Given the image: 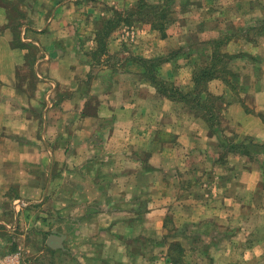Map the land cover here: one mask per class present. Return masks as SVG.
<instances>
[{
    "label": "crops",
    "instance_id": "obj_1",
    "mask_svg": "<svg viewBox=\"0 0 264 264\" xmlns=\"http://www.w3.org/2000/svg\"><path fill=\"white\" fill-rule=\"evenodd\" d=\"M140 1L0 0V258L264 264V0Z\"/></svg>",
    "mask_w": 264,
    "mask_h": 264
},
{
    "label": "rangeland",
    "instance_id": "obj_2",
    "mask_svg": "<svg viewBox=\"0 0 264 264\" xmlns=\"http://www.w3.org/2000/svg\"><path fill=\"white\" fill-rule=\"evenodd\" d=\"M211 3L213 2L210 0ZM199 3V0H141L139 2V5L142 7L141 11L135 12L138 10L137 8H130L126 9L124 11L119 12V14L115 15V18L113 19L115 22L117 21H125V27H130L131 22H140V23H145V22H150L153 23L155 27L158 29L156 30H162L160 31L162 34L165 33V30L169 29L172 25H177L180 31V24H177V22H181L184 20L183 17H181L182 14H179L178 11L182 8H185L189 4H194L197 5ZM209 4V2L207 3ZM211 6V5H210ZM112 15V14H111ZM175 21H177L175 23ZM130 23V24H129ZM175 31V30H174ZM206 85V83H205ZM202 86V88L205 87ZM215 101V96L209 95L207 102L208 105L206 107L202 106L199 104L200 108L204 111L201 119L205 120V123L207 125H212L214 126L213 118L214 116L212 115L213 109L211 110V105ZM192 102L197 103V100L195 98H192ZM199 109V110H201ZM216 125V124H215ZM35 237L32 238V236L28 239L29 243L26 245L29 247H25V249H31L34 248L35 252H37V248L40 246V240L35 241ZM36 239V238H35ZM37 240V239H36ZM37 243V246L35 245ZM41 244H44V242ZM36 247V248H35ZM26 254H28L26 252ZM32 256V252L31 255ZM30 256H25L22 259V264H53V254H48L44 253V257L42 256L41 259L40 257H37L36 254L33 255V257Z\"/></svg>",
    "mask_w": 264,
    "mask_h": 264
},
{
    "label": "trees",
    "instance_id": "obj_3",
    "mask_svg": "<svg viewBox=\"0 0 264 264\" xmlns=\"http://www.w3.org/2000/svg\"><path fill=\"white\" fill-rule=\"evenodd\" d=\"M137 9L135 12H139L141 11L142 7L138 4L137 6ZM114 21V20H113ZM112 21V22H113ZM158 29V28H157ZM160 30V29H159ZM162 31V30H160ZM145 66H146V63L144 62ZM214 65H211V67H204V68H201L197 73H196V76H195V80H196V87H200L201 88V85L203 83H206L207 80H210L212 78L215 77V69H214ZM153 80H154V77H153ZM195 87V88H196Z\"/></svg>",
    "mask_w": 264,
    "mask_h": 264
},
{
    "label": "built area",
    "instance_id": "obj_4",
    "mask_svg": "<svg viewBox=\"0 0 264 264\" xmlns=\"http://www.w3.org/2000/svg\"><path fill=\"white\" fill-rule=\"evenodd\" d=\"M0 264H21L17 254H10L0 258Z\"/></svg>",
    "mask_w": 264,
    "mask_h": 264
}]
</instances>
